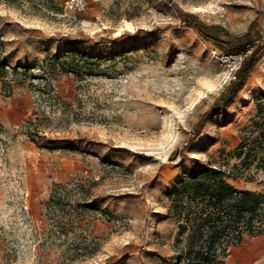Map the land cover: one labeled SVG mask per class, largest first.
Listing matches in <instances>:
<instances>
[{
    "label": "rangeland",
    "instance_id": "rangeland-1",
    "mask_svg": "<svg viewBox=\"0 0 264 264\" xmlns=\"http://www.w3.org/2000/svg\"><path fill=\"white\" fill-rule=\"evenodd\" d=\"M66 1L0 0V264L202 263L172 194L211 167L264 196V0ZM243 237L209 264H264V224Z\"/></svg>",
    "mask_w": 264,
    "mask_h": 264
},
{
    "label": "trees",
    "instance_id": "trees-1",
    "mask_svg": "<svg viewBox=\"0 0 264 264\" xmlns=\"http://www.w3.org/2000/svg\"><path fill=\"white\" fill-rule=\"evenodd\" d=\"M171 2V0H166ZM189 21L188 25L198 30L205 39L218 44L214 34L215 27L197 23V20ZM253 55H249L241 62L235 73V79L230 82V88L235 90L244 84L246 73L255 62ZM225 93H220L212 106L224 100ZM228 100V99H227ZM214 107L206 111L197 128L191 135V143L198 135L199 128L209 116L214 114ZM224 171L208 167L199 173L184 175L179 189L172 194L174 197L172 207L174 218L179 221V227L188 229L187 254L195 252L196 257L202 259L195 264L210 263L215 248L223 244L221 248L227 251L228 247L238 245L243 240V235H255L260 233L264 224V196L261 193L246 189H237L225 181ZM186 198V204L183 198ZM188 207L185 214L186 222L182 223V208ZM188 222V223H187ZM232 233L231 239L226 237ZM206 235V236H205ZM205 237V239H202ZM196 240H202L200 245ZM90 254L86 256H90ZM227 254V253H226ZM85 256V255H84Z\"/></svg>",
    "mask_w": 264,
    "mask_h": 264
},
{
    "label": "crops",
    "instance_id": "crops-1",
    "mask_svg": "<svg viewBox=\"0 0 264 264\" xmlns=\"http://www.w3.org/2000/svg\"><path fill=\"white\" fill-rule=\"evenodd\" d=\"M7 112H8L7 108L0 106V115H2L3 118L5 117ZM254 252L256 251L252 249L233 248L230 251V253H228L225 264H242L243 260L241 259V257L244 255L248 256L246 264H261V263H258L259 260L257 258H251L252 255L253 256L256 255V253Z\"/></svg>",
    "mask_w": 264,
    "mask_h": 264
},
{
    "label": "built area",
    "instance_id": "built-area-1",
    "mask_svg": "<svg viewBox=\"0 0 264 264\" xmlns=\"http://www.w3.org/2000/svg\"><path fill=\"white\" fill-rule=\"evenodd\" d=\"M66 8L74 11H81L85 7L84 0H67ZM247 57V51H241L239 54L231 55L230 58L237 62V66L241 64L244 58Z\"/></svg>",
    "mask_w": 264,
    "mask_h": 264
},
{
    "label": "snow or ice",
    "instance_id": "snow-or-ice-1",
    "mask_svg": "<svg viewBox=\"0 0 264 264\" xmlns=\"http://www.w3.org/2000/svg\"><path fill=\"white\" fill-rule=\"evenodd\" d=\"M195 11H204V9H195ZM2 14V13H0Z\"/></svg>",
    "mask_w": 264,
    "mask_h": 264
}]
</instances>
